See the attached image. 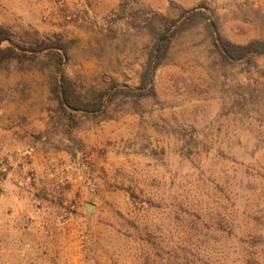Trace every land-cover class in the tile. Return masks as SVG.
<instances>
[{
	"label": "rangeland",
	"instance_id": "374dc122",
	"mask_svg": "<svg viewBox=\"0 0 264 264\" xmlns=\"http://www.w3.org/2000/svg\"><path fill=\"white\" fill-rule=\"evenodd\" d=\"M198 7L227 40L264 41V0H0V28L59 36L89 97L136 90L150 18ZM51 74L42 56L0 67V264H264V55L226 62L193 26L154 97L120 95L67 131Z\"/></svg>",
	"mask_w": 264,
	"mask_h": 264
},
{
	"label": "trees",
	"instance_id": "16d2710c",
	"mask_svg": "<svg viewBox=\"0 0 264 264\" xmlns=\"http://www.w3.org/2000/svg\"><path fill=\"white\" fill-rule=\"evenodd\" d=\"M155 23L160 25V29L156 31L153 27L151 31L157 41L148 52L140 74V84L136 90L111 84L104 90L95 93L91 91L89 97H83L66 76L62 67L68 51L66 44L59 36L49 40L40 39L36 32L30 34L27 41L21 40V43H18L12 40L11 34L0 28V67L9 61L22 64L27 61L35 62L41 56L47 58L53 70L49 80V93L57 102L54 112L59 119H67L68 124L65 126L67 131L75 124L72 122L75 114L104 113L105 104L120 95L136 98L154 97L153 76L166 58L170 43L178 34L193 26L199 24L206 26L213 45L226 62L250 60L252 57L264 55V41L254 40L245 45H239L227 40L218 30L215 21L199 7L181 11L176 20H169L160 14H155L150 18L151 27Z\"/></svg>",
	"mask_w": 264,
	"mask_h": 264
},
{
	"label": "water",
	"instance_id": "95a60500",
	"mask_svg": "<svg viewBox=\"0 0 264 264\" xmlns=\"http://www.w3.org/2000/svg\"><path fill=\"white\" fill-rule=\"evenodd\" d=\"M94 206L92 204H89V203H86L85 204V208L87 210V212L90 214L91 213V209L93 208Z\"/></svg>",
	"mask_w": 264,
	"mask_h": 264
}]
</instances>
